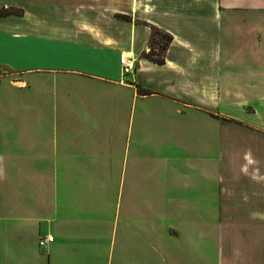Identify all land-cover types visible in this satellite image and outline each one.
<instances>
[{
  "label": "crops",
  "instance_id": "1",
  "mask_svg": "<svg viewBox=\"0 0 264 264\" xmlns=\"http://www.w3.org/2000/svg\"><path fill=\"white\" fill-rule=\"evenodd\" d=\"M0 264H264V0H0Z\"/></svg>",
  "mask_w": 264,
  "mask_h": 264
},
{
  "label": "built area",
  "instance_id": "2",
  "mask_svg": "<svg viewBox=\"0 0 264 264\" xmlns=\"http://www.w3.org/2000/svg\"><path fill=\"white\" fill-rule=\"evenodd\" d=\"M160 50H161L160 45H157L154 49V51H156L158 53ZM120 63L122 66V74H123V76H125V75L132 73L134 65L136 63V59L134 56H130L128 54L123 53L120 56ZM53 241H54V238L52 236H47V237L40 239L39 245L41 248L46 249L48 244L52 243Z\"/></svg>",
  "mask_w": 264,
  "mask_h": 264
},
{
  "label": "trees",
  "instance_id": "3",
  "mask_svg": "<svg viewBox=\"0 0 264 264\" xmlns=\"http://www.w3.org/2000/svg\"><path fill=\"white\" fill-rule=\"evenodd\" d=\"M168 42L169 41H167V43H164L161 46V50L159 51L160 53H158V54H156L155 51H154L155 47L151 48V51H150L149 55L152 58V60L157 61V62H161V54H163L166 51V49L168 47ZM154 56H156V58H154Z\"/></svg>",
  "mask_w": 264,
  "mask_h": 264
},
{
  "label": "rangeland",
  "instance_id": "4",
  "mask_svg": "<svg viewBox=\"0 0 264 264\" xmlns=\"http://www.w3.org/2000/svg\"><path fill=\"white\" fill-rule=\"evenodd\" d=\"M167 39L161 36L154 37L152 42V47H156L157 45L162 46V44L167 43Z\"/></svg>",
  "mask_w": 264,
  "mask_h": 264
}]
</instances>
